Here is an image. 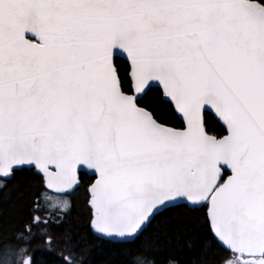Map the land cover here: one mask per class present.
Here are the masks:
<instances>
[{"label":"snow or ice","instance_id":"obj_1","mask_svg":"<svg viewBox=\"0 0 264 264\" xmlns=\"http://www.w3.org/2000/svg\"><path fill=\"white\" fill-rule=\"evenodd\" d=\"M37 252L264 264V0H0V264Z\"/></svg>","mask_w":264,"mask_h":264},{"label":"trees","instance_id":"obj_2","mask_svg":"<svg viewBox=\"0 0 264 264\" xmlns=\"http://www.w3.org/2000/svg\"><path fill=\"white\" fill-rule=\"evenodd\" d=\"M80 179H81L80 187L74 193H72L73 197L71 201L73 203V211L69 223L71 225L84 228L87 227V221L90 215L89 209L86 206V199H87L86 184L88 183V180L85 177V175H81ZM55 235L57 238H59L58 232ZM32 247L34 249H39L43 246L39 244H33ZM48 258L49 257H47V255L44 253L41 252L36 253L37 264H43V261ZM96 259H97V264H102L104 260V256H98Z\"/></svg>","mask_w":264,"mask_h":264},{"label":"flooded vegetation","instance_id":"obj_3","mask_svg":"<svg viewBox=\"0 0 264 264\" xmlns=\"http://www.w3.org/2000/svg\"><path fill=\"white\" fill-rule=\"evenodd\" d=\"M85 177L87 178V180H88V183L86 184V191H87V185L90 183V181H91V179L92 178H90V175H85ZM80 181H81V179H80ZM88 195V194H87ZM86 201H87V199H86ZM86 206H87V204H86ZM87 208H88V206H87ZM89 209V208H88Z\"/></svg>","mask_w":264,"mask_h":264},{"label":"water","instance_id":"obj_4","mask_svg":"<svg viewBox=\"0 0 264 264\" xmlns=\"http://www.w3.org/2000/svg\"><path fill=\"white\" fill-rule=\"evenodd\" d=\"M94 179H95V178L93 177V179H92V181H91L90 183H93V182H94ZM89 185H90V184H89ZM89 185H88V187H89ZM88 187H87V189H88ZM87 205H88V204H87Z\"/></svg>","mask_w":264,"mask_h":264},{"label":"rangeland","instance_id":"obj_5","mask_svg":"<svg viewBox=\"0 0 264 264\" xmlns=\"http://www.w3.org/2000/svg\"><path fill=\"white\" fill-rule=\"evenodd\" d=\"M72 197H73V196L71 195L70 199H72Z\"/></svg>","mask_w":264,"mask_h":264}]
</instances>
